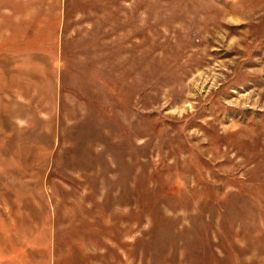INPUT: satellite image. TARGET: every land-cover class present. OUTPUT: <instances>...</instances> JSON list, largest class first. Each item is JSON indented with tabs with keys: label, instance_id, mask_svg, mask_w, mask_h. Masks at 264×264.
<instances>
[{
	"label": "rangeland",
	"instance_id": "1",
	"mask_svg": "<svg viewBox=\"0 0 264 264\" xmlns=\"http://www.w3.org/2000/svg\"><path fill=\"white\" fill-rule=\"evenodd\" d=\"M0 264H264V0H0Z\"/></svg>",
	"mask_w": 264,
	"mask_h": 264
}]
</instances>
